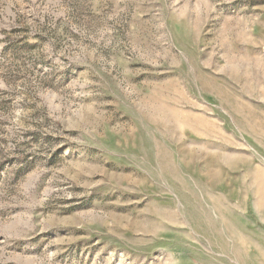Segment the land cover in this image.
I'll list each match as a JSON object with an SVG mask.
<instances>
[{"label":"rangeland","instance_id":"obj_1","mask_svg":"<svg viewBox=\"0 0 264 264\" xmlns=\"http://www.w3.org/2000/svg\"><path fill=\"white\" fill-rule=\"evenodd\" d=\"M0 264H264V0H0Z\"/></svg>","mask_w":264,"mask_h":264}]
</instances>
